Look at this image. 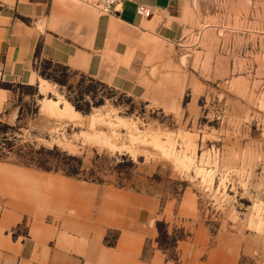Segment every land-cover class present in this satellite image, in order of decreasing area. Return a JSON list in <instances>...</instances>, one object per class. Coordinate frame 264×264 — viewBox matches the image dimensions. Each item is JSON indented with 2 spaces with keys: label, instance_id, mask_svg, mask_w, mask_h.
I'll return each mask as SVG.
<instances>
[{
  "label": "rangeland",
  "instance_id": "obj_1",
  "mask_svg": "<svg viewBox=\"0 0 264 264\" xmlns=\"http://www.w3.org/2000/svg\"><path fill=\"white\" fill-rule=\"evenodd\" d=\"M183 10L164 36L153 35L145 90L45 58L36 60L39 71L61 80L49 78L48 101L39 102L35 85L0 81L12 91L6 108H18L13 129L0 114L3 180L147 194L169 210L155 221V240L173 264L185 263L172 237L193 239L200 227L206 251L220 240L233 264H264V0H186ZM70 99L89 100V111ZM76 165L77 173L64 172Z\"/></svg>",
  "mask_w": 264,
  "mask_h": 264
},
{
  "label": "crops",
  "instance_id": "obj_2",
  "mask_svg": "<svg viewBox=\"0 0 264 264\" xmlns=\"http://www.w3.org/2000/svg\"><path fill=\"white\" fill-rule=\"evenodd\" d=\"M98 2L0 0V81L35 85L39 102L48 101L43 94L54 85L36 64L45 58L126 91L150 87L147 49L153 35H165L167 22L181 19L186 0H122L112 13L102 12ZM139 3L151 13L137 14ZM11 93L0 86V114L9 123L18 112L15 105L6 108ZM3 167L0 162V264H173L155 240V221L169 211H159L155 197L122 188L15 186L3 180ZM109 231L112 242L105 240ZM198 231L177 241L176 260L235 262L234 254H223L220 240L206 251V230Z\"/></svg>",
  "mask_w": 264,
  "mask_h": 264
},
{
  "label": "trees",
  "instance_id": "obj_3",
  "mask_svg": "<svg viewBox=\"0 0 264 264\" xmlns=\"http://www.w3.org/2000/svg\"><path fill=\"white\" fill-rule=\"evenodd\" d=\"M48 60V59H47ZM48 61H50V60H48ZM64 66V68H68L67 66H65V65H63ZM40 72V74L42 75V76H44V77H46V78H52V79H54V80H57L58 82H61V80H59V79H57L56 77H54L52 74H50V73H45L43 70H40L39 71ZM71 100V102H72V104L75 106V110L76 111H78V110H81L82 112H88L89 111V100H85V102L84 103H82V104H80L78 101H77V99H70ZM100 103H102V101L101 100H97L96 102H95V104L96 105H98V104H100ZM72 105V106H73ZM73 106V107H74ZM0 124H1V120H0ZM2 125L3 126H5V127H7V128H10V129H13L14 128V126L12 125V124H10L9 122H4V123H2ZM1 129V128H0ZM6 130H0V133L1 132H5ZM64 169V168H63ZM64 172H66L67 174H75V173H77L78 172V166L76 165V166H68L67 168H65L64 169ZM157 224H159V221L157 222ZM160 231V230H159ZM178 238H180V237H177V236H173L172 237V246H173V248L175 247V243L177 242V240H178ZM158 240V242H159V245L162 247V248H164V246H163V243L162 242H160V240L159 239H157Z\"/></svg>",
  "mask_w": 264,
  "mask_h": 264
},
{
  "label": "built area",
  "instance_id": "obj_4",
  "mask_svg": "<svg viewBox=\"0 0 264 264\" xmlns=\"http://www.w3.org/2000/svg\"><path fill=\"white\" fill-rule=\"evenodd\" d=\"M122 0H99L98 7L102 12L112 13L117 10ZM135 12L141 16H147L151 13V9L144 4H137Z\"/></svg>",
  "mask_w": 264,
  "mask_h": 264
}]
</instances>
